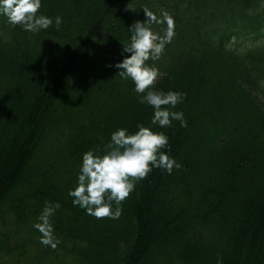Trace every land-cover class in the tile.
I'll return each mask as SVG.
<instances>
[{"label": "trees", "instance_id": "16d2710c", "mask_svg": "<svg viewBox=\"0 0 264 264\" xmlns=\"http://www.w3.org/2000/svg\"><path fill=\"white\" fill-rule=\"evenodd\" d=\"M144 9L175 18L176 35L153 63L163 73L155 87L187 93L175 109L186 126L162 129L182 167L153 168L119 219L97 218L68 189L83 152L151 119L115 66ZM41 11L62 15L61 28L33 33L0 16V255L264 264V0H43ZM45 201L61 204L56 248L33 227Z\"/></svg>", "mask_w": 264, "mask_h": 264}, {"label": "clouds", "instance_id": "9594fccd", "mask_svg": "<svg viewBox=\"0 0 264 264\" xmlns=\"http://www.w3.org/2000/svg\"><path fill=\"white\" fill-rule=\"evenodd\" d=\"M42 7L43 0H0V16L28 32L38 33L52 26L59 30L64 17L48 15L41 11ZM144 10L147 18L136 20L128 27L130 43H123V59L115 66L122 77L134 82L140 103L151 106V119L148 124L138 122L135 130L123 126L116 128L102 151L89 148L83 152L75 186L68 189L72 203L97 218L119 219L124 200L134 191L137 181L153 168L171 174L174 168L182 167L171 155L169 136L162 129L171 126L174 120L186 126L183 110L175 109L183 103L187 93L181 89L155 87L163 73L153 63L160 59L176 35L175 18L167 10L160 13ZM163 24H166L163 33L154 28V25ZM157 125L161 130H157ZM60 207V201H45L33 224L41 233V243L52 248L60 243L52 220ZM216 264H223V258L218 256Z\"/></svg>", "mask_w": 264, "mask_h": 264}, {"label": "rangeland", "instance_id": "374dc122", "mask_svg": "<svg viewBox=\"0 0 264 264\" xmlns=\"http://www.w3.org/2000/svg\"><path fill=\"white\" fill-rule=\"evenodd\" d=\"M13 260V261H12ZM11 261V263H8ZM50 264V260H45L43 258H38V252L25 251V256L22 255L19 259H5L3 255H0V264Z\"/></svg>", "mask_w": 264, "mask_h": 264}]
</instances>
